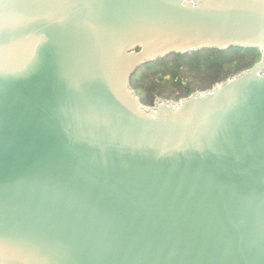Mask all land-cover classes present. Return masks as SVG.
Here are the masks:
<instances>
[{
    "label": "water",
    "instance_id": "95a60500",
    "mask_svg": "<svg viewBox=\"0 0 264 264\" xmlns=\"http://www.w3.org/2000/svg\"><path fill=\"white\" fill-rule=\"evenodd\" d=\"M230 48L209 90L130 85ZM0 264H264V0H0Z\"/></svg>",
    "mask_w": 264,
    "mask_h": 264
},
{
    "label": "trees",
    "instance_id": "16d2710c",
    "mask_svg": "<svg viewBox=\"0 0 264 264\" xmlns=\"http://www.w3.org/2000/svg\"><path fill=\"white\" fill-rule=\"evenodd\" d=\"M259 57L256 49L243 48L172 54L139 68L130 85L141 103L151 107L158 98L178 101L198 90H209L251 68Z\"/></svg>",
    "mask_w": 264,
    "mask_h": 264
},
{
    "label": "rangeland",
    "instance_id": "374dc122",
    "mask_svg": "<svg viewBox=\"0 0 264 264\" xmlns=\"http://www.w3.org/2000/svg\"><path fill=\"white\" fill-rule=\"evenodd\" d=\"M196 92H201V91L198 90V91H196ZM194 93H195V92H194Z\"/></svg>",
    "mask_w": 264,
    "mask_h": 264
}]
</instances>
